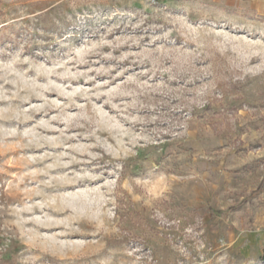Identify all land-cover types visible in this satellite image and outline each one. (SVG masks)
I'll return each instance as SVG.
<instances>
[{
	"label": "rangeland",
	"instance_id": "1",
	"mask_svg": "<svg viewBox=\"0 0 264 264\" xmlns=\"http://www.w3.org/2000/svg\"><path fill=\"white\" fill-rule=\"evenodd\" d=\"M263 256V17L0 0V264Z\"/></svg>",
	"mask_w": 264,
	"mask_h": 264
},
{
	"label": "crops",
	"instance_id": "2",
	"mask_svg": "<svg viewBox=\"0 0 264 264\" xmlns=\"http://www.w3.org/2000/svg\"><path fill=\"white\" fill-rule=\"evenodd\" d=\"M195 7L228 9L236 15L260 16L264 18V0H188Z\"/></svg>",
	"mask_w": 264,
	"mask_h": 264
},
{
	"label": "trees",
	"instance_id": "3",
	"mask_svg": "<svg viewBox=\"0 0 264 264\" xmlns=\"http://www.w3.org/2000/svg\"><path fill=\"white\" fill-rule=\"evenodd\" d=\"M159 1H164V0H159ZM263 258H264V256H263Z\"/></svg>",
	"mask_w": 264,
	"mask_h": 264
},
{
	"label": "built area",
	"instance_id": "4",
	"mask_svg": "<svg viewBox=\"0 0 264 264\" xmlns=\"http://www.w3.org/2000/svg\"><path fill=\"white\" fill-rule=\"evenodd\" d=\"M151 1H155V0H151Z\"/></svg>",
	"mask_w": 264,
	"mask_h": 264
}]
</instances>
